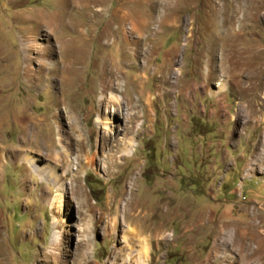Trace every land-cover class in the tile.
Masks as SVG:
<instances>
[{"label": "rangeland", "instance_id": "1", "mask_svg": "<svg viewBox=\"0 0 264 264\" xmlns=\"http://www.w3.org/2000/svg\"><path fill=\"white\" fill-rule=\"evenodd\" d=\"M263 95L264 0H0V264H130L128 229L143 264H264ZM68 114L129 154L50 166Z\"/></svg>", "mask_w": 264, "mask_h": 264}, {"label": "bare ground", "instance_id": "2", "mask_svg": "<svg viewBox=\"0 0 264 264\" xmlns=\"http://www.w3.org/2000/svg\"><path fill=\"white\" fill-rule=\"evenodd\" d=\"M26 47L28 48V51H31L33 49L31 45H28ZM100 84V93L97 100V104L100 109L98 110L97 116L95 118V123L97 125L101 123V115L107 117H110L111 114L122 115L123 109H128L127 104H130L129 102L127 104L123 103V96L119 93V80L117 77L111 76L108 73L104 72L100 80ZM216 86H221L220 81L216 83ZM118 93L120 96L118 95ZM126 117L132 120L138 119L137 114L133 111H130ZM67 119L68 121H70L69 127L65 130H59L58 142L61 151L54 152L52 150L55 149L54 147L49 149L46 148V152L43 153V160L49 162L50 166H57L58 168L61 167L63 168L64 172H77L78 169L83 168L81 166L82 164L90 165L97 156L100 162H104L106 164L103 167L104 170L108 171L109 167H111L115 162L129 154V150L132 147V140H125L124 138L120 137H117L116 139L113 138L110 129L107 127H103L104 135H102V137H100L98 141V153L88 154L84 132L77 124L79 123L78 117L75 116V120L68 114ZM127 133H129L128 130ZM50 166H48L49 169H51ZM127 232L130 235L133 243H136L139 247L136 257H134L133 260L130 259L129 262L130 264H143V262L145 261V252L147 251V248L145 247V237L139 235L136 230L128 229ZM261 233L264 234V228L261 229Z\"/></svg>", "mask_w": 264, "mask_h": 264}]
</instances>
